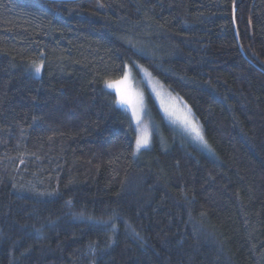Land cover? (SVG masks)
Listing matches in <instances>:
<instances>
[{
  "label": "trees",
  "instance_id": "1",
  "mask_svg": "<svg viewBox=\"0 0 264 264\" xmlns=\"http://www.w3.org/2000/svg\"><path fill=\"white\" fill-rule=\"evenodd\" d=\"M0 264H264V0H0Z\"/></svg>",
  "mask_w": 264,
  "mask_h": 264
},
{
  "label": "rangeland",
  "instance_id": "2",
  "mask_svg": "<svg viewBox=\"0 0 264 264\" xmlns=\"http://www.w3.org/2000/svg\"><path fill=\"white\" fill-rule=\"evenodd\" d=\"M140 68L143 71H140ZM140 68V80L136 78L132 68L130 66H127L124 74L118 80L110 84L114 88V90L117 91L118 95L121 93L131 92L135 97V100L138 104L139 121H137V119L133 117V109L127 104H122L130 112L131 124L134 131V135L136 137V141L138 136H147V145L149 146L150 143V130L152 119L149 115L145 98V90H148L152 94L154 99L157 101V104L165 120L169 124L171 122L178 129H180V131L186 134L190 139L200 145H204L197 138L196 131L193 130L195 128L199 132H202L201 128H199L197 122L192 116L190 108L181 99H178L175 95L170 93L166 86L161 84L159 80L150 75L146 69H144L143 67ZM147 145L142 146L141 148H147Z\"/></svg>",
  "mask_w": 264,
  "mask_h": 264
},
{
  "label": "snow or ice",
  "instance_id": "3",
  "mask_svg": "<svg viewBox=\"0 0 264 264\" xmlns=\"http://www.w3.org/2000/svg\"><path fill=\"white\" fill-rule=\"evenodd\" d=\"M41 68H42V64H39V65H34L33 66V71L36 73V74H39L41 72ZM109 87H111V85H108ZM118 103H123V104H127L129 105L132 109H133V117L135 119H137V121H139V116H138V104L135 100V97L134 95L131 93V92H126V93H121L119 94V101ZM196 131V136L197 138L206 145V141L204 140V137L202 135L201 132H199L198 130H196L195 128L193 129ZM148 144V139H147V136H138L137 137V141H136V149L139 150L142 146H146ZM70 203V201H69ZM89 219H94L92 217H89ZM113 218L112 217H108L107 220L105 219H96L95 222L101 226H104L106 227L109 222L112 220ZM111 227L113 229L116 228V225L115 224H112Z\"/></svg>",
  "mask_w": 264,
  "mask_h": 264
},
{
  "label": "water",
  "instance_id": "4",
  "mask_svg": "<svg viewBox=\"0 0 264 264\" xmlns=\"http://www.w3.org/2000/svg\"><path fill=\"white\" fill-rule=\"evenodd\" d=\"M43 1H50V2H73L78 0H43Z\"/></svg>",
  "mask_w": 264,
  "mask_h": 264
}]
</instances>
